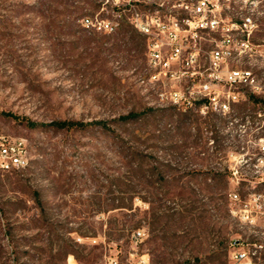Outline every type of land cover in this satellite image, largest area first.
Wrapping results in <instances>:
<instances>
[{
	"label": "rangeland",
	"instance_id": "obj_1",
	"mask_svg": "<svg viewBox=\"0 0 264 264\" xmlns=\"http://www.w3.org/2000/svg\"><path fill=\"white\" fill-rule=\"evenodd\" d=\"M104 1L0 0V134L23 138L31 155L0 172V264H141L142 255L149 264H231L233 239L264 244V216L251 224L237 212L264 191V166L252 159L264 134V0H221L226 20L253 17L262 43L227 64L252 69L261 88L236 89L263 100L232 103L226 115L165 98L194 82L150 80L147 37L135 27H84V16L112 17ZM133 1L151 11L161 0ZM221 37L203 33L197 69ZM64 119L105 125H49ZM140 228L142 240L133 237ZM255 260L264 264V248Z\"/></svg>",
	"mask_w": 264,
	"mask_h": 264
},
{
	"label": "built area",
	"instance_id": "obj_2",
	"mask_svg": "<svg viewBox=\"0 0 264 264\" xmlns=\"http://www.w3.org/2000/svg\"><path fill=\"white\" fill-rule=\"evenodd\" d=\"M171 1L166 3L161 0L154 10L142 11L133 0H105V4L113 5L112 17L98 14L95 17L84 16L81 21L86 28L105 32H115L121 26L132 25L147 37L149 67L152 70L150 80L165 83L172 79H186L194 82L192 85L165 90V98L182 111L197 106L201 112L226 115L231 111L232 103L248 99V94L236 87L247 86L254 93L261 88L252 69L230 68L227 64L233 55L259 51L257 48L262 43L253 38L258 23L248 15L239 21L233 18L226 20L222 15L221 0H215L221 6L218 12L213 0ZM240 29L243 33L238 39L234 30ZM216 30H222V37L209 50L206 56L208 65L202 70L197 69L202 56L200 42L203 33ZM194 79L199 80V83H195ZM199 101L200 105L197 104ZM259 138V155L251 157L256 168L264 166V134L259 135ZM30 160V151L23 138L0 134V172L24 168ZM241 161L248 162L244 156ZM235 173L232 170V174ZM230 197L233 201L242 200L236 192H231ZM237 212L241 221L251 224L257 217L264 216V191L251 192ZM145 235L143 228L133 233V237L139 240ZM243 244L237 238L232 240L230 263L259 264L255 258L264 244L254 242V248L250 243ZM139 262L149 264V259L142 255ZM106 264H119V260L112 256Z\"/></svg>",
	"mask_w": 264,
	"mask_h": 264
},
{
	"label": "trees",
	"instance_id": "obj_3",
	"mask_svg": "<svg viewBox=\"0 0 264 264\" xmlns=\"http://www.w3.org/2000/svg\"><path fill=\"white\" fill-rule=\"evenodd\" d=\"M233 20H238L239 21V19H233ZM128 26H132V25L128 24ZM248 99H253V100H256V101H262L263 100L262 98H259L258 96L254 95V94L248 95ZM200 103H201V101H199L197 104L200 105ZM142 113H143V111H140V112H129L127 114L121 115L120 119L128 121V120H131V119H134V118H137V117L141 116ZM98 123L105 125V121H103V120H97L95 122H85V121H81V120H68V119L54 120V121H51L49 123V125H53V126H55L57 128L72 129V128H84V127H86V126H88L90 124H98Z\"/></svg>",
	"mask_w": 264,
	"mask_h": 264
}]
</instances>
